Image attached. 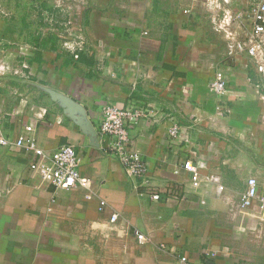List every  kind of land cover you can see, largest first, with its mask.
I'll list each match as a JSON object with an SVG mask.
<instances>
[{"label": "crops", "instance_id": "1", "mask_svg": "<svg viewBox=\"0 0 264 264\" xmlns=\"http://www.w3.org/2000/svg\"><path fill=\"white\" fill-rule=\"evenodd\" d=\"M42 14L36 35L0 12V56L23 70L0 76V135L16 141L32 125L46 154L73 146L91 187L58 189L31 170L34 154L0 146V264H264V234L250 230L258 213L237 208L249 177L264 196V80L251 58L228 57L192 0H69ZM60 34L84 48L69 52ZM217 70L223 97L210 90ZM109 104L159 117L127 126L149 189L106 150ZM169 117L189 142L168 134Z\"/></svg>", "mask_w": 264, "mask_h": 264}, {"label": "built area", "instance_id": "2", "mask_svg": "<svg viewBox=\"0 0 264 264\" xmlns=\"http://www.w3.org/2000/svg\"><path fill=\"white\" fill-rule=\"evenodd\" d=\"M194 6L200 4L208 13L212 29L221 34L227 43V55L231 58L247 55L253 61L258 73L264 80V0H192ZM186 10L185 13H188ZM66 39L65 49L71 53L82 50L85 41ZM26 67V66H24ZM23 74V70L15 69L10 63L0 59V76L6 74ZM210 90L217 97H223L227 93V83L222 71L217 70L210 82ZM151 119L156 122L154 114L143 107H123L109 104L103 108L102 123L100 126L101 138L107 139L106 150L118 156L129 177L136 180L138 185L152 187L148 165L142 155L132 147L128 123L137 125L142 119ZM170 122L168 134L174 139H182L189 142V136L182 129L175 118H167ZM0 146L20 149L35 155L36 159L30 168L39 173L43 181L58 189L71 190L77 187L89 189L91 183L83 178L80 173L81 159L71 145L62 146L60 149L46 154L37 144L32 125L25 127V134L16 141H11L0 135ZM184 169L192 175L193 186L199 187L202 182L200 167L191 161L184 164ZM211 181L217 178L211 177ZM259 183L255 177H249L247 188L238 204L239 212L256 210L258 213L256 224L250 228L252 232L264 234V196L258 191ZM223 189V186L220 187ZM151 197L159 199V195L152 192ZM89 200L94 195L87 196ZM99 210L105 211L108 203L99 199ZM119 218L117 213L110 217L111 223H116ZM140 243L146 241V237L136 232ZM178 264H194L187 256H180Z\"/></svg>", "mask_w": 264, "mask_h": 264}, {"label": "rangeland", "instance_id": "3", "mask_svg": "<svg viewBox=\"0 0 264 264\" xmlns=\"http://www.w3.org/2000/svg\"><path fill=\"white\" fill-rule=\"evenodd\" d=\"M68 6L69 0H0V12L12 15L9 20H13L12 17L15 15V19H18L16 21L18 24L25 21L27 23V28L30 27V29L34 31L33 34L36 35H38L39 29L44 27V25H40V27L35 25L38 20L44 23V20L39 18L43 15V10L46 11L53 7L68 9ZM23 15L28 16V18H21ZM25 30L26 29H24V31ZM60 35L64 37V35ZM0 59L7 62L6 56H4V58L0 56Z\"/></svg>", "mask_w": 264, "mask_h": 264}]
</instances>
